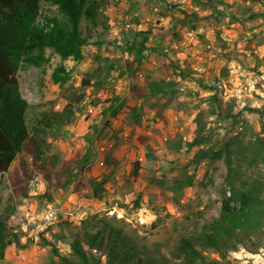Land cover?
<instances>
[{"label":"rangeland","instance_id":"1","mask_svg":"<svg viewBox=\"0 0 264 264\" xmlns=\"http://www.w3.org/2000/svg\"><path fill=\"white\" fill-rule=\"evenodd\" d=\"M223 1L203 6L197 0H108L101 14L108 29L90 39L80 60H61L47 48L48 62L20 67L16 76L21 96L33 108L31 119L52 107L61 109L67 94L84 97L73 122L46 135L55 169L69 166L74 173L70 184L48 196L45 180L32 168L29 196L16 197L7 174H2L0 217L17 232L20 246L9 245L0 264H54L43 235L54 240L51 233L61 223L78 225L93 215L115 217L132 237L174 259L179 238L219 214L226 189L225 153L194 165V151L210 150L218 140L235 146L239 141L237 157L245 166L255 136L264 135L259 114L243 109L264 108V15L253 17L264 11V0ZM40 13L52 16L57 10L41 2ZM139 32L148 33L149 43L159 44L162 51H146L135 76L129 77L118 45ZM59 64L69 72L62 86L51 78ZM171 66L191 74L182 78ZM86 74L89 86L82 85ZM104 76L106 80L98 82ZM148 80H172L174 93L156 94L148 89ZM132 84L137 89L132 90ZM214 85L225 108L241 111L235 122L209 112ZM201 129L204 139L193 149L174 147L176 141L192 140ZM135 163L140 169L133 179L129 175ZM191 173L193 184L176 189L175 182ZM48 209L54 212L46 217ZM62 231L69 233L67 227ZM55 243L69 251L65 242ZM203 253L221 260L212 249ZM227 260L264 264V236L256 251L240 246Z\"/></svg>","mask_w":264,"mask_h":264},{"label":"trees","instance_id":"2","mask_svg":"<svg viewBox=\"0 0 264 264\" xmlns=\"http://www.w3.org/2000/svg\"><path fill=\"white\" fill-rule=\"evenodd\" d=\"M197 1L203 6L224 2ZM41 2L54 6L57 14L49 16L40 13ZM107 2L0 0V178L3 173L7 174L12 194L16 197L29 196L28 180L32 168L45 180V193L48 196L52 190L70 184L74 173L69 166L55 169L46 135L49 131H56L72 123L84 97L83 93L67 94L61 109L52 107L31 119L33 108L21 96L17 71L23 65L39 67L48 62L47 48L58 54L61 60H80L83 47L90 43V39L108 29L101 15ZM195 14L194 18L197 17ZM260 15H264V11L253 17ZM118 46L124 54L123 70L129 77L135 76L146 51H162L159 44L149 43L146 32L136 33L133 39H126L123 45ZM171 68L174 74L182 78L191 74L177 66ZM51 78L62 86L69 79V72L63 64H59L52 71ZM105 80V76L100 77L98 82ZM146 84L156 94H172L176 86L172 80H148ZM82 85H91L90 74L84 76ZM213 88L214 93L208 96L211 101L209 112L222 119L231 117L235 122L241 111L233 113L232 108H225L217 86ZM133 89H137L135 84H132ZM119 107H115V110ZM243 109L259 114L261 130L264 131V108L245 105ZM136 110L132 108L134 115H137ZM199 117L200 114L196 120L199 121ZM203 139L204 132L201 129L192 140L176 141L174 147L179 149L184 146L189 151ZM238 143L235 146L232 142L218 140L210 150L198 148L194 151L191 161L194 165L204 161L212 162L225 153L226 189L221 192L219 214L190 234L181 236L173 249L174 259L158 248L148 247L132 237L115 217L93 215L81 220L78 225L61 223L59 230L51 233L54 240L43 235L42 243L50 247L55 257L54 264H228L227 254L238 250L240 246L256 251L264 236V135L255 136L253 150L245 166L237 157ZM77 166L80 172L82 165L78 163ZM138 169L140 167L135 163L129 177L136 178L139 175ZM193 179V173L185 175L175 182V188L179 190L192 185ZM156 182L163 183L162 180ZM64 227L69 231L67 236L62 231ZM46 230L51 229L47 227ZM57 240L65 242L69 251H61L55 243ZM11 244L20 246L18 234L0 217V261L4 258L5 249ZM206 249L217 252L221 260L209 259L203 253Z\"/></svg>","mask_w":264,"mask_h":264},{"label":"built area","instance_id":"3","mask_svg":"<svg viewBox=\"0 0 264 264\" xmlns=\"http://www.w3.org/2000/svg\"><path fill=\"white\" fill-rule=\"evenodd\" d=\"M227 194H229V191H227ZM53 212H54V211H53L52 209H48L47 214H46V217L52 215Z\"/></svg>","mask_w":264,"mask_h":264}]
</instances>
